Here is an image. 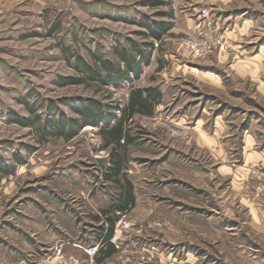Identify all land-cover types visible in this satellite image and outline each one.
Wrapping results in <instances>:
<instances>
[{
  "label": "rangeland",
  "instance_id": "rangeland-1",
  "mask_svg": "<svg viewBox=\"0 0 264 264\" xmlns=\"http://www.w3.org/2000/svg\"><path fill=\"white\" fill-rule=\"evenodd\" d=\"M190 1L0 0V264H264V36L212 61L213 81L178 76L175 58L211 57L178 48ZM139 22L170 29L154 41ZM135 46L151 52L138 74L102 81V62L125 69L118 52L138 59ZM150 81L162 102L128 119L120 181L106 179L114 145L80 109L96 101L113 124L130 87ZM60 117L79 126L68 140ZM127 182L133 202L119 211ZM106 210L114 252L96 262L87 249L101 246Z\"/></svg>",
  "mask_w": 264,
  "mask_h": 264
},
{
  "label": "trees",
  "instance_id": "trees-1",
  "mask_svg": "<svg viewBox=\"0 0 264 264\" xmlns=\"http://www.w3.org/2000/svg\"><path fill=\"white\" fill-rule=\"evenodd\" d=\"M155 5V4H153ZM171 16L172 14L169 13ZM140 26L147 30V35L152 40H160L164 34L170 29V24L166 23H148L139 22ZM145 34V33H142ZM133 45V42L130 43ZM152 42L146 43L149 48L152 47ZM138 53V59L136 56H132L126 51H119V55L122 60L125 61V69L115 68L109 63V61H103L102 64L107 72L103 77L102 81L111 82L113 84H120L124 81H130V72H133L135 76L138 74L141 64L148 63L151 52L143 53L138 47H132ZM94 73V72H92ZM81 78H66L65 83H81ZM162 97L161 91L156 86H145V87H133L131 86L128 92L127 101L123 108L121 109L120 117L113 123L110 124L111 115L105 113L108 110L103 109L96 101H88L80 109L81 119L86 124L97 125L98 123H103L100 127V134L103 138L107 140V144H113L114 147L111 149V165L108 171L104 174L106 179H114L119 182V176L121 175V168L123 159L121 155L116 153V149L123 148L124 144L122 142H130L131 137L129 135V130L126 128V123L128 119H131L135 114L151 115L155 104H157ZM109 109V107H108ZM13 121L26 125L28 120L16 119ZM79 126L76 121L70 119H64L60 117L57 119V124L53 125L54 132L62 136L65 140L72 138L76 135ZM121 142V143H120ZM6 171V169H3ZM133 202V196L131 193V185L129 182L124 185V192L121 194L120 205L117 207L119 211H123L125 206ZM107 210L103 211L105 215L104 225L99 228V233L101 234V246L97 249L95 254V261L101 262L106 256H109L114 252V245L109 240L113 234L114 222L117 216H108ZM96 219L98 217L96 216Z\"/></svg>",
  "mask_w": 264,
  "mask_h": 264
},
{
  "label": "crops",
  "instance_id": "crops-1",
  "mask_svg": "<svg viewBox=\"0 0 264 264\" xmlns=\"http://www.w3.org/2000/svg\"><path fill=\"white\" fill-rule=\"evenodd\" d=\"M188 3L190 4L191 8L188 10V12H185L181 15L182 24L179 26V28L184 31L187 30L189 32L194 27L197 21L196 16L198 10L201 7H206L212 15L213 19L217 21L220 26L225 42V49L220 51L219 53H213L211 57L207 58L206 60H202L201 64L204 65L202 67L186 66L184 61L180 62L178 58H175L173 64L176 65V67L173 70L176 75H178L179 72L178 76L185 74V70H187V72L192 74L194 78L198 80V82L213 81L212 78L215 79L217 75L214 74L213 77H211L212 73L210 72V69L212 67V61L213 63H215L216 61L223 63L224 61L222 60H225V58L228 57V52L243 54L245 50L243 47H241L242 42L246 41L247 44H251L254 42L253 38H255V40H258L262 39V37L264 36V12L260 9L258 10V7L255 9L249 8L250 6L246 4L247 0H191ZM169 39L172 38L169 37ZM263 47L264 42H260L258 51H256L255 54L257 55ZM172 56L173 54H169V57ZM191 59L195 60L196 58ZM241 66L243 65L237 62H232L230 64V67L232 68H240ZM164 68L165 67L161 65L157 70H164ZM247 72V69H244V73L247 74ZM150 83H152V81H150ZM150 83L148 85L135 87H158V89L162 93V97L161 100L157 104H155L153 108L154 110L162 102L164 89L159 85L160 83L158 84V82L154 84ZM247 130L248 128L246 127L244 131L246 132ZM242 142H244L245 149H249L250 146H247L244 137L242 138Z\"/></svg>",
  "mask_w": 264,
  "mask_h": 264
},
{
  "label": "built area",
  "instance_id": "built-area-1",
  "mask_svg": "<svg viewBox=\"0 0 264 264\" xmlns=\"http://www.w3.org/2000/svg\"><path fill=\"white\" fill-rule=\"evenodd\" d=\"M194 27L182 37L178 48L191 58H205L225 49V42L220 26L206 7H201L196 16ZM97 246H90L87 252L93 256Z\"/></svg>",
  "mask_w": 264,
  "mask_h": 264
}]
</instances>
